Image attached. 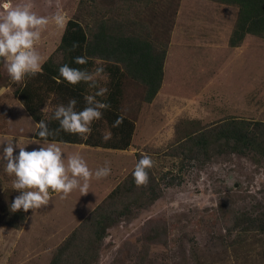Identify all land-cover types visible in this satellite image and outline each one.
<instances>
[{
  "label": "rangeland",
  "instance_id": "1",
  "mask_svg": "<svg viewBox=\"0 0 264 264\" xmlns=\"http://www.w3.org/2000/svg\"><path fill=\"white\" fill-rule=\"evenodd\" d=\"M25 2L0 0V14L5 4ZM31 2L32 11L38 15L51 17L60 10L68 20L75 16L79 0H52L50 7L47 0ZM158 4L167 24L171 19L163 80L150 103L143 100L144 87L138 81H124L121 112L135 122L130 148L116 151L80 147L76 153L93 172L105 161L110 162V175L91 180L95 185L90 183L88 193L100 189L96 199L79 214L86 204L74 202L76 196L83 197L78 189L63 200L51 193L49 204L30 210L19 229L0 222V264H48L63 238L131 172L136 152L150 156L154 172L164 174L160 185L163 193L147 208L111 226L102 240L97 264L138 261L133 248L137 244L140 249L136 241L150 220L169 227L166 246H154L147 254L154 264H264V232L248 235L245 244L238 245L235 241L242 232L234 225V216L239 214H264V158L254 152H226L209 159H182L166 153L186 133L228 117L264 121V39L247 35L239 46L228 44L238 12L232 5L213 0H157V15ZM62 32L50 23L36 45L44 61L54 66L65 61L60 46ZM104 64L98 61L92 73ZM95 80L99 89L107 88L106 71ZM19 84L11 81L1 61L0 133H7L2 140L13 137L14 144L19 136L18 145L26 144L25 149L31 151L41 145L27 144L33 139L36 124L13 93ZM53 107L57 105L47 103L44 115L50 114ZM108 132L103 124L101 136ZM48 142L61 147L65 162L75 151L66 143ZM18 152L14 144V155ZM5 164L0 159V195L6 189L13 190L14 177L5 173Z\"/></svg>",
  "mask_w": 264,
  "mask_h": 264
},
{
  "label": "trees",
  "instance_id": "2",
  "mask_svg": "<svg viewBox=\"0 0 264 264\" xmlns=\"http://www.w3.org/2000/svg\"><path fill=\"white\" fill-rule=\"evenodd\" d=\"M213 1L237 7V17L228 39L231 47L239 46L247 35L264 39V0ZM155 5L157 0H79L75 16L67 20L60 37V46L65 52L64 63L54 66L45 60L43 73L34 77L25 76L13 93L36 125L44 120L49 131L55 132L59 122L49 118L56 107L50 114L44 115L43 108L47 103L67 106L71 99H75L74 110L81 111L87 106L84 97L99 91L96 80L95 87L85 82L76 85L57 83L54 77H59V68L67 64L92 73L101 61L105 63L103 71L108 75V91L104 96H96V99L109 103L111 107L101 110L102 118L93 121L87 139L60 131L49 136V141L113 149H125L130 145L135 124L121 112L125 79L138 81L144 87L143 100L147 103L153 100L163 80L171 19L167 24L163 8L158 4L157 15ZM155 32L157 34H153ZM76 57H85L87 63H75ZM118 116L124 117L123 123L113 127ZM103 124L111 133L110 139L105 140L101 136ZM38 131L36 127L33 133L35 139H40L36 135ZM226 152L241 155L254 152L264 158V121L228 117L186 133L166 151L167 155L182 159L201 156L209 159L214 154ZM142 155L136 153V163ZM132 171L55 248L49 264H97L107 229L122 217L147 208L162 195L160 185L164 174L157 175L152 167L148 170L147 185L137 187ZM17 195V191L9 189L0 195V222L14 229L23 225L31 210L10 211V204ZM234 225L242 232L235 244H243L248 235L256 236L264 232V214L260 217L239 214L234 216ZM168 234V225L150 220L136 241L140 249L137 244L133 248L140 258L134 264H154L147 254L154 246H166Z\"/></svg>",
  "mask_w": 264,
  "mask_h": 264
},
{
  "label": "clouds",
  "instance_id": "3",
  "mask_svg": "<svg viewBox=\"0 0 264 264\" xmlns=\"http://www.w3.org/2000/svg\"><path fill=\"white\" fill-rule=\"evenodd\" d=\"M47 4L49 7L52 6V0H47ZM32 8L31 0L15 6L5 4V11L0 14V60L4 62L13 83L23 82L25 76L34 77L38 73H43L44 58L36 49L42 32L50 23H54L61 29L67 26L66 16L60 10L49 17L38 15L32 11ZM75 63L85 64L87 59L76 57ZM102 73L103 68H97L93 74L65 64L59 68V77L54 79L57 83L67 82L70 85H76L85 82L89 83L90 87H95V77ZM107 91V88H100L95 95L85 96L87 106L81 111L74 110L77 103L75 99H71L67 106L58 105L49 119L57 120L59 128L51 132L45 121L41 120L36 125L39 129L36 135L40 139H32L27 143L41 145L38 149L27 151L24 147L26 144L24 146L16 144L15 147L19 148V152L18 155H14L13 137H8L4 141L6 146L0 154V159L6 162L5 173L14 177L12 189L19 193L10 204L11 212L19 210L28 212L30 209L33 212L45 207L52 199L51 193L58 194L61 200L66 199L77 189L81 195L87 194L93 178L100 180L111 174L109 161H105L104 166L93 172L79 153L69 155L65 162L61 147L56 143L48 142L49 136L59 134L60 131L87 139L91 134L93 121L102 118L101 110L111 107L109 103L96 99V96H104ZM123 119V116H118L113 127H119ZM110 137L111 133H108L104 139L107 140ZM41 140H43L42 144ZM153 166L154 161L150 156L146 154L141 156L131 173L135 186L147 185L148 170Z\"/></svg>",
  "mask_w": 264,
  "mask_h": 264
},
{
  "label": "crops",
  "instance_id": "4",
  "mask_svg": "<svg viewBox=\"0 0 264 264\" xmlns=\"http://www.w3.org/2000/svg\"><path fill=\"white\" fill-rule=\"evenodd\" d=\"M131 120H132V119H131ZM134 124H135V122H134ZM33 133H34V132H33ZM108 133H110V132H108ZM133 134H134V133H133ZM5 137H7V133H4V134H1V133H0V144L3 143L4 140H2V139L5 138ZM33 139H35V138L33 137ZM41 141H43V140H41ZM48 141H49V140H48ZM132 141H133V135H132V138H131L130 145H129L127 148H125V149H113V148H104V147H100V146H90V145H86V144H84V143H69V142H58V143H66V145H67L66 147H72V148H74V149H75L74 153H76V151H77L78 149H80V147H86V146L96 147V148L98 147V148L108 149V150L126 151V150H128V148H130V146H131V144H132ZM51 142H56V141H51ZM18 143L21 144V141H20V139H19V136H16V137L14 138V144L16 145V144H18ZM136 153H138V152H136ZM139 153H142V152H139ZM0 154H2V153L0 152ZM142 154H143V153H142ZM135 164H136V159H135V163H134V161H132V165H133L132 170L134 169ZM122 165H125V163H123ZM132 170H131V171H132ZM126 176H127V175H126ZM126 176H125V177H126ZM125 177H124V178H125ZM122 180H123V179H122ZM93 182H94V181H93ZM93 182L90 181V183H92L93 185H95ZM120 182H121V181H119V182H118V183H117V184H116L111 190H109V192H108L107 194H105L102 198L104 199V198H105V197H106V196H107V195H108V194H109V193H110V192H111V191H112V190H113V189H114V188H115ZM99 190H100V189H98V190H97V189L94 190V191H95V194H94V195H93L94 191H92V192H91L92 195H90V193H88V194H83V195H82L83 197L80 198V199H78L77 196L75 197L74 202H78V203H81V204H86V205L83 206V207L81 206V209H80V211H79V214H80L81 212H83V210L89 205V203H90L91 201H93V200L96 199ZM103 199H102V200H103ZM98 204H99V203H98ZM98 204H97V205H98ZM97 205H96V206H97ZM96 206H95V207H96ZM95 207H94V208H95ZM94 208H93L91 211H93ZM91 211H90V212H91ZM89 214H90V213H89ZM89 214H88V215H89ZM88 215H87V216H88ZM76 216H77V215H76ZM87 216H86V217H87ZM84 218H85V217H84ZM84 218H82V220H83ZM82 220H81V221H82ZM79 224H80V223H79ZM79 224H78V225H79ZM78 225H77V226H78ZM77 226H76V227H77ZM74 228H75V227H74ZM74 228H73V229H74ZM110 228H111V227H109V228L107 229V231H108ZM73 229H72V230H73ZM72 230L69 232V234L72 232ZM107 231H106V232H107ZM69 234H68V235H69ZM68 235H66L65 237H67ZM65 237L63 238V240L65 239ZM63 240H62V241H63ZM62 241H61V242H62ZM61 242H60V243H61ZM60 243H59V244H60ZM59 244H58V245H59ZM58 245H57V246H58ZM57 246H56V247H57ZM56 247H55V248H56ZM54 250H55V249H54ZM54 250H53V252H54ZM52 255H53V253H52ZM52 255H51V258H52ZM51 258H50V260H51ZM50 260H49V262H50ZM48 264H49V263H48Z\"/></svg>",
  "mask_w": 264,
  "mask_h": 264
}]
</instances>
